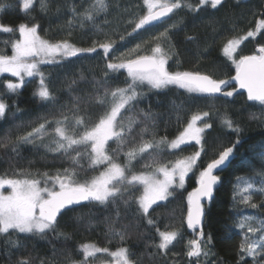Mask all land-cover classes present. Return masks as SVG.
Returning <instances> with one entry per match:
<instances>
[{
  "label": "trees",
  "instance_id": "trees-1",
  "mask_svg": "<svg viewBox=\"0 0 264 264\" xmlns=\"http://www.w3.org/2000/svg\"><path fill=\"white\" fill-rule=\"evenodd\" d=\"M168 1V0H166ZM185 5L177 9L170 18L152 28L136 30L133 32L132 21L138 22L146 16L147 6L145 0H103L107 6L104 14L96 15L94 20L88 21L85 17L87 11L96 0H43L47 10L41 9V0H35L33 7L25 12L22 10V0H0L7 4L4 11H0V24L17 28L20 23L32 25L33 18L40 25L38 33L42 39L50 43L68 40L76 47H92L94 53H82L76 57L62 60L59 64H48L41 67L42 76L32 78L16 92L7 89L8 83H17L9 75L0 77V100L5 101L9 107L5 118L0 119V144L7 137L10 141L17 140L26 135L33 127L44 122L62 119L59 115L61 109L71 118L70 109L76 108L77 96L92 90L91 81L99 80L103 76L106 56L99 48V43L108 39L116 41L110 54L113 59L122 53H127L129 48L141 44V50L148 49L150 38L172 24L178 27L173 30L171 40V53L173 60L169 61V71H200L210 73L217 79H229L235 75L236 69L223 53L227 41L238 36H244L248 31L256 30L257 23L264 17L259 9L262 0L240 1L234 7L236 0H226L225 5L212 9L210 6L200 8L199 12H191L187 4L199 7L198 0H181ZM75 9V12L73 11ZM189 35L200 38L201 44L195 46L187 41ZM123 37V39H119ZM20 39L19 33L0 32V54L12 55V43ZM264 46V29L256 31V35L249 37L238 48L237 58L243 55L257 54L258 49ZM87 76V81H79L80 74ZM78 83L73 85L72 81ZM127 78L126 70L120 69L112 73L110 83L113 88L124 87ZM41 80L55 95L56 104L42 103L35 95L40 90ZM231 90V89H229ZM144 96L136 105V112L128 116L146 115L149 111L152 116L147 118V124L152 125L155 117L154 134L150 133L145 140L161 138L172 141L191 122L194 115H203L208 111L209 117H204L202 125L207 120L213 124L210 129H205L202 134V144H190L179 149L161 146L150 149L143 157L134 160L132 171L148 173L154 170L145 167L152 163L155 156L157 164L173 166L175 161L201 151V156L194 166L191 174L185 181L183 188L175 189L169 201L158 202L150 209L155 223L150 228L138 225L130 215L125 214L121 207L119 219L114 208L102 209L94 203L87 207L74 205V212H69L62 223H71L76 217L83 216L82 222H77L75 227L63 229L71 233V239H57L52 233L47 238L41 239L39 234L28 235L13 234V239L19 240L26 247L11 248L6 243V238L0 237V264H14L17 259L27 258L29 255L48 259L52 264H68L69 258L79 262L84 259L83 246L94 245L107 248L108 252H98L89 257V264L116 263L115 257L109 253L116 252L120 247L130 249L131 259L134 264H160L161 259H166L167 264H196V257H188L191 240H200L197 231H192L186 225L187 194L198 187L199 171L206 167L213 158H218L219 151L226 146H231L237 134L232 132L222 121L231 119L234 124L242 125L243 133L239 139L243 141L231 157V162L218 174L220 182L214 188V199L204 204V240L201 241L202 252L198 264H251V258L241 256L240 246L247 238L248 241L257 242L264 235V106L250 103L244 94H235L232 98L210 99L199 94L188 93L176 86H168L163 91L148 90L142 85ZM92 119H96L99 111L95 106L88 109ZM128 116L125 117L127 122ZM48 132L53 133L54 124L46 125ZM38 144H52V136L45 134L43 141ZM139 143V141H138ZM109 144L115 148V144ZM54 146V145H53ZM11 144L7 147L0 146V177L18 178L21 172H30L33 177L42 179L44 172L55 174L59 169L69 167V161L53 160L55 153L48 152L45 147L39 149L32 145H20L19 155L11 151ZM123 157L121 161L123 162ZM79 171V181L89 180L98 174L87 168ZM40 174V175H38ZM251 183L253 188L244 191ZM142 193L139 187L137 195ZM245 196H251L248 204L243 203ZM255 203L257 208L250 205ZM250 218V219H246ZM244 223L241 228L240 224ZM256 228L255 233L248 230V225ZM127 230L128 238L121 241L119 235ZM158 230V231H157ZM159 231H179L178 241H174L168 250L158 252L156 245L160 242ZM213 238L210 254L206 245L207 236ZM153 255V253H157Z\"/></svg>",
  "mask_w": 264,
  "mask_h": 264
},
{
  "label": "snow or ice",
  "instance_id": "snow-or-ice-1",
  "mask_svg": "<svg viewBox=\"0 0 264 264\" xmlns=\"http://www.w3.org/2000/svg\"><path fill=\"white\" fill-rule=\"evenodd\" d=\"M35 0H22V10L28 12L34 5ZM148 2V0H146ZM199 7L187 4L191 12H199L200 8L210 6L218 9L225 5L226 0H198ZM239 6L236 0L234 7ZM7 4L0 3V11H4ZM150 8H158L159 11L150 12L147 16L139 19L138 22L132 21L133 32L143 29L153 21H160L163 17H168L175 10L185 7L181 0H168V2L153 4L149 3ZM47 4L41 0V9L47 10ZM91 11H87L86 19L94 20L96 15L104 14L107 6L103 0H96L91 6ZM75 12V9H73ZM260 15L264 17V0L259 9ZM178 27L172 24L164 28L158 34L153 35L148 42V49L141 50V44H136L134 48H129L127 53L115 56L110 55L115 47L116 41L108 39L106 42L99 43V48L106 56L103 76L99 80L91 81L92 90L86 94L77 96L75 99L76 108L70 109L71 118L61 109L59 115L62 119L49 121L44 118V122L37 127L20 136L15 141H10L5 137V141L0 146L7 147L11 144V151L19 155L20 145H32L39 149L45 147L48 152L55 153L52 159L69 161L70 166L59 169L55 174L44 172L42 179L35 178L30 172H21L18 178L0 177V237L6 238V243L11 248L26 247L19 237L13 239V234L36 235L41 239L47 238L49 233L57 239L69 240L71 233L64 231L69 227H75L77 222H82L85 217H76V220L62 223L64 217L69 212L76 211L72 206L80 205L87 207L95 204L102 209L114 208L117 220L121 207L125 214H130L138 223L150 228L155 221L151 216L150 209L158 202L169 201L175 189L183 188L186 177L193 170L201 156V151H197L190 156L178 159L174 165L169 167L165 164H157L155 156L152 163H146L145 167L153 169L148 173L137 174L132 171L133 161L150 149H158L162 145L171 149H178L181 145L195 141L197 145L202 144V133L205 129H210L213 124L207 120L203 127H197L196 122L201 120L200 115H194L187 127L172 141L161 138L151 141L145 140L150 133L154 134L155 117H152L153 124H147V118L152 114L149 111L146 115H141L137 120L135 116H128L129 113L136 112V105L143 98L144 92L141 91L142 85H147L148 90L163 91L168 86L174 85L184 89L188 93H195L204 98L219 99L232 98L239 90L247 93V100L258 102L264 106V46L258 49L254 55H243L237 58V49L249 37L256 35V31L264 29V18L256 25V30L248 31L244 36L229 39L223 47V53L235 66V75L229 79H217L210 73L200 71H169L168 64L173 60L174 53H171V40L173 30ZM40 25L33 18L32 25L20 23L17 28L0 24V32L14 34L17 30L20 39L15 40L12 47V55L0 54V73H10L14 77L23 80L22 73L28 77L33 75H43L39 71L40 64H59L62 60L76 57L82 53H94L97 47H76L68 40L50 43L42 39L38 34ZM123 39V37H119ZM187 41L195 46L201 44V40L196 35H189ZM35 58V59H31ZM60 58V59H57ZM120 69L126 70L127 78L124 87L116 86L113 88L110 83L112 73ZM79 81H87V76L83 73L79 76ZM233 82H235L233 86ZM73 80L72 84H77ZM22 87V83H8L7 89L16 92ZM231 89V90H229ZM39 100L45 104L55 105L57 100L48 87L41 80L40 90L35 93ZM95 106L99 111L96 119H92V114L88 109ZM9 105L0 100V119H4ZM128 116L127 122L125 117ZM203 117H209V112H203ZM223 125L237 134L236 141L231 146L223 147L218 158H213L205 168L199 171L198 187L187 194L186 225L188 229L197 231L200 240H191L190 250L187 251L188 257L201 256V241L204 240L203 217L204 205L202 200H211L214 187L220 182V176L214 174V170L226 166L230 161L237 147L243 142L239 136L243 133L242 125H236L231 119L225 118ZM54 124L53 133H49L46 125ZM45 134L52 136V144H38L43 141ZM115 144L112 148L109 142ZM139 141V143H138ZM54 145V146H53ZM264 149V145H261ZM123 157V162L121 161ZM87 168L93 171L98 170V174L90 180L80 182L77 179L78 172ZM40 175V174H38ZM162 177V178H161ZM43 180V186H42ZM139 187L142 193L137 195ZM10 189L5 194L3 189ZM253 185L249 183L244 191H249ZM264 192V188L258 189ZM251 196H245L243 203L248 204ZM264 203V201H262ZM252 208L258 205L252 203ZM250 219V218H246ZM244 223L240 224L243 228ZM248 230L255 233L256 228L248 225ZM158 231V230H157ZM119 235L121 241L128 238L127 230ZM160 242L155 247L158 252H164L178 241L181 236L179 231H159ZM213 238L209 235L206 239L210 254ZM84 259L76 262L69 258L68 264H89L88 258L93 257L98 252H108L107 248H99L94 245L83 246ZM153 253V255H157ZM117 259V264H134L131 259L130 249L120 247L118 251L109 253ZM241 256L251 258V264H264V235L257 242L245 241L240 246ZM14 264H52L48 259L33 257L17 259ZM160 264H167L166 259H161Z\"/></svg>",
  "mask_w": 264,
  "mask_h": 264
},
{
  "label": "rangeland",
  "instance_id": "rangeland-1",
  "mask_svg": "<svg viewBox=\"0 0 264 264\" xmlns=\"http://www.w3.org/2000/svg\"><path fill=\"white\" fill-rule=\"evenodd\" d=\"M240 1H247V0H240ZM164 2H168V1H166V0H148V2H146V0H145V5L147 6V14H146V16L150 13V12H154V11H156V10H159L158 8H150L149 7V3H153V4H160V3H164ZM17 32H18V30H17ZM19 33V32H18ZM39 34V33H38ZM246 41V40H245ZM244 42V41H243ZM243 44V43H242ZM241 44V45H242ZM240 45V46H241ZM237 51H238V49H237ZM31 59H35V58H31ZM57 59H60V58H57ZM67 59V58H66ZM46 65H48V64H40L38 67H39V71L41 72V67L42 66H46ZM3 75H9L10 77H13V78H15L16 80H17V84H20V83H22V86L26 83V82H28V80H30V79H32V78H35V77H39V76H41V75H33L32 77H28L26 74H24V73H22V77H23V80L21 81V78H19V77H14V76H12L10 73H0V77L1 76H3ZM41 82V81H40ZM41 84V83H40ZM171 86V85H170ZM173 86V85H172ZM22 88V87H21ZM21 88H19V89H17L16 91H18V90H20ZM201 117H202V119L201 120H198L197 122H196V126L197 127H203V125L201 124L202 123V121H203V119H204V117H203V115H200ZM203 134V133H202ZM201 134V135H202ZM190 144H196L195 143V141H191V142H189V143H187V144H184V145H181L180 147H182V146H186V145H190ZM179 149V148H178ZM171 167V166H170ZM153 171V170H152ZM150 172V171H149ZM191 174V172L188 174V176ZM187 176V177H188ZM187 177H186V179H187ZM162 178V177H161ZM90 180V179H89ZM80 182H83V181H80ZM42 186H43V180H42ZM184 186H185V184H184ZM183 186V187H184ZM138 188H139V186H138ZM141 189H142V187H140ZM5 194H7L9 191H10V189H7V188H5V189H3L2 190ZM115 262L116 263H111V264H117V259L115 258Z\"/></svg>",
  "mask_w": 264,
  "mask_h": 264
},
{
  "label": "water",
  "instance_id": "water-1",
  "mask_svg": "<svg viewBox=\"0 0 264 264\" xmlns=\"http://www.w3.org/2000/svg\"><path fill=\"white\" fill-rule=\"evenodd\" d=\"M157 11H159V10H157ZM154 12H156V11H154ZM172 14H173V13H170L168 17H163L160 21H153L152 23L146 25V27H152V26H155V25L161 24L162 21H164V20L168 19L169 17H171ZM257 53H258V51H257ZM234 84H235V82H233V86H234ZM236 94H239V95H240V94H244L245 96H247V93H246L244 90H239ZM249 102L251 103L252 101H249ZM252 103H257V104H259L258 102H252ZM230 160H231V158H230ZM230 162H231V161L226 162V166H228V164H229ZM226 166H222L221 168L215 169V170H214V174H215V175H218V174L220 173V171L223 170V168H225ZM213 199H214V193H213V197H212L211 200L204 199V200H202V204L204 205V204H206V203L212 202ZM204 222H205V215H204V217H203V229H204ZM203 229H202V230H203ZM190 230H191V229H190ZM192 231H193V230H192ZM197 231H199V230H197ZM193 232H194V231H193Z\"/></svg>",
  "mask_w": 264,
  "mask_h": 264
},
{
  "label": "flooded vegetation",
  "instance_id": "flooded-vegetation-1",
  "mask_svg": "<svg viewBox=\"0 0 264 264\" xmlns=\"http://www.w3.org/2000/svg\"><path fill=\"white\" fill-rule=\"evenodd\" d=\"M157 11V10H156ZM170 18V17H169ZM167 20V19H166ZM165 21V20H164ZM164 21H162V22H164ZM162 24V23H161ZM158 25H160V24H158ZM155 26H157V25H155ZM146 27V26H145ZM146 28H152V27H146Z\"/></svg>",
  "mask_w": 264,
  "mask_h": 264
},
{
  "label": "bare ground",
  "instance_id": "bare-ground-1",
  "mask_svg": "<svg viewBox=\"0 0 264 264\" xmlns=\"http://www.w3.org/2000/svg\"><path fill=\"white\" fill-rule=\"evenodd\" d=\"M215 188V187H214Z\"/></svg>",
  "mask_w": 264,
  "mask_h": 264
}]
</instances>
